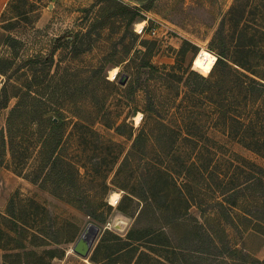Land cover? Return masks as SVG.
<instances>
[{"label":"rangeland","instance_id":"rangeland-1","mask_svg":"<svg viewBox=\"0 0 264 264\" xmlns=\"http://www.w3.org/2000/svg\"><path fill=\"white\" fill-rule=\"evenodd\" d=\"M119 4L138 11L133 21L129 22L130 14L113 15ZM2 12L0 88L9 81L8 91L20 96L0 109V129L6 128V117L16 103L35 109H22L13 117L15 160L9 148L2 153L0 140V264H13L14 252L24 254V248L7 250L13 244L4 234L14 225L10 219L29 227L25 249L42 240L48 242L45 248L64 249L61 258L41 253V259L51 264H95L89 256L105 228L121 236L131 228L137 233L147 231L140 234L138 253L143 250L149 255L139 264H161L159 260L264 264V154L258 147H248L257 146L255 139L264 142V107L258 112L251 108L252 87L237 85L229 68H239L232 60L243 58L262 78L246 73L264 82V0H10ZM137 22L148 30L155 28V35L138 32ZM65 34L69 39L76 35L75 40H57ZM237 44L250 45L249 51L241 55L235 51ZM201 48L230 65L215 61L209 73H202L193 65ZM146 61L157 68L154 76L141 66ZM114 66L117 76L110 79ZM187 69L210 77L212 98L225 104V113H201L194 116L198 121L188 125L201 135V151L191 150L192 144L172 131L164 140L159 138L166 131L162 123L178 126V113L173 110L186 89L183 70ZM123 73L127 80L121 85ZM57 110L66 122L60 155L88 171L83 169V178L76 180L64 165L63 176L56 172L42 186L30 178L45 168L36 149L47 130L44 117ZM76 120L80 122L73 126ZM123 120L118 133L114 123ZM253 122L257 123L255 134L243 127ZM130 127L134 133L140 127L149 128L153 140L145 150L130 155L119 170L133 141ZM160 147L167 152L158 151ZM91 162L98 164L91 168ZM170 176L179 189L172 186ZM166 178L170 181L163 184L160 180ZM158 191L160 196L145 205L141 196ZM113 192L118 193L115 204L110 202ZM67 198L82 207L73 206ZM102 200L113 205L105 223L95 218L101 216L98 202ZM118 220L124 222L123 230L113 227ZM90 222L100 230L89 256L82 257L72 246ZM129 258L125 253L100 255L98 264H123Z\"/></svg>","mask_w":264,"mask_h":264},{"label":"trees","instance_id":"trees-1","mask_svg":"<svg viewBox=\"0 0 264 264\" xmlns=\"http://www.w3.org/2000/svg\"><path fill=\"white\" fill-rule=\"evenodd\" d=\"M9 2L10 0L6 3L5 7L8 6ZM232 8L233 7H231V9L228 11L229 15H230ZM113 13H115L113 15L130 14L129 22H131L134 20L136 14H138V11L130 6L119 4V8H116V11H114ZM2 14L3 12L1 13L0 16H2ZM262 15H263V12H261V16ZM240 20L241 19H239L238 22H235L234 26H237L238 23H240ZM253 29H256L255 30L256 32L258 31V28L256 27ZM242 30L245 32L244 29ZM0 34L4 35L3 32H0ZM263 34L264 32L261 28V35ZM244 35H249V32L246 31ZM75 37L76 35L71 36V38L69 39V34H65L59 37L57 40L60 41L61 39H65L67 40V43H72L75 40ZM249 46L250 45L245 46L242 44H237L235 47L236 49L235 51L241 52V55H244L245 51H249L248 50ZM181 53H183V51H181ZM33 59L34 58H30V60H33ZM179 61L180 60L177 59V62ZM232 62L242 70H238L239 68H235L232 65L228 64L227 62H225V60L221 58V56L217 58L216 64L220 63L223 65L225 64L227 66L230 65L229 68H232V70H234L235 72V76L237 78V85L243 86V85L248 84L249 86L252 87L251 92L253 91L254 95L251 96V102L253 103L251 108L255 109L256 112H258L259 110H261L262 107H264V82L246 73V71H248L254 74L255 76H259L258 72H256V70H253L254 68L249 66L243 58H241L240 60H237L236 58H234ZM141 66L148 68L150 77L154 76V73H157L158 71L157 68L148 61L144 62ZM178 67H180L179 64H178ZM183 71H185L186 73L185 74L186 75L185 76L186 89L182 91L180 102L176 105L177 109L173 110V113H178V116H177L178 120H176L175 122L178 124V126L177 128H173L170 126V124L168 125V124H164L161 122L162 125L164 126V130L166 131L163 132V134L160 135L159 138L164 140L163 138L164 135L172 131L175 134L182 136L183 140H188L192 144V146H190L191 150L201 151L203 149V147L201 146V140H200L201 135L198 134V131H193L189 129L192 126L191 125L192 123L194 124L196 121H198L197 119H195L194 116L199 117L201 113L208 114V112H212L213 114L216 113V115L219 116L221 113L223 112L225 113L224 111L225 104H224V101L216 102V100L212 98V95L210 94V89H211L210 88L211 86L210 77L202 76L201 74L195 72L194 70L187 69ZM3 74L6 75V79L8 80L9 79L8 74H6V72H3ZM167 75H171V74L168 72ZM259 77L262 78V76H259ZM30 78H33L34 80L36 78V75L33 73V75H31ZM106 81L110 83L112 86H116L113 81H109V80H106ZM8 83L9 81H5L2 87L0 88V109L7 108L8 102L12 97L18 98L20 96L19 92H16V91L9 92L8 91V87H7ZM25 87H28V86H25ZM23 89L24 88H22V90ZM179 93H180V90L177 91L176 95H178ZM170 99H172V97H170ZM21 105L23 104L21 103ZM21 105L18 102L10 109L8 116L6 117V128L0 129V140L2 141V144H3L1 145L2 153L6 152L7 148H9V151L11 154V160L16 159V153H17V150L15 149V146H14V143L17 137L16 135L12 136L11 134L12 127L14 125L13 117L18 111H21L22 109H25L27 112L28 111L31 112L33 109H35L34 105H31V106H28V105L21 106ZM147 111L151 113L153 112L150 106L147 107ZM230 115L232 114L230 113ZM230 115L228 116L231 119H234L237 121V118L230 116ZM41 117L43 116L41 115ZM44 118H46L47 130L45 134L42 135L44 137L42 138V144L37 147L36 152L38 153L39 157L43 160L42 163L45 168L44 169L42 168V170L37 171L36 175L30 178V180L33 181L34 183H38L39 185L44 186L48 177L53 176L54 173L57 172L59 176H63L65 174L64 173L65 168H68V170L69 169L72 170L70 173L76 180H81L83 178V174H82L83 169L86 172L88 171L87 170L88 168L86 169L85 166L78 164L74 162L73 160H70L69 158H66L60 155L59 150H60V147L62 146V141L65 137V127H66V122L64 121L63 113L57 110L56 113L52 115H48ZM79 122H80L79 120H76V122L73 123V126H76ZM123 124H125V120L121 121L119 124H117L116 122L114 123L115 130L118 133H120L119 131ZM181 124L185 125V127H183ZM188 125H190V127H188ZM33 127H34V124H33ZM243 127L245 128V130H249L248 128H250V130H252L251 133L255 134L254 131H256L257 123L253 122L252 125L248 124L247 127L245 125ZM130 128H131V131L129 135L130 137L134 135L133 141H132L130 150L124 155L123 160L121 161L119 170L122 169V167L124 166L125 162L128 160V157L130 155H133L136 152L139 153L141 150H145V147L149 145L148 143L152 142L153 140V136L149 128L140 127L136 130L135 133H134V129L132 127ZM182 131H185V134ZM254 143L257 146L250 144L248 145V147L253 148L255 150L259 148L261 149V153L264 154V142H260L258 139H255ZM158 151H161V153L167 152L166 147H160ZM117 156L118 154L114 155V158H116V160L118 159ZM1 162L2 160L0 161V163ZM90 164H91V168H94V166L96 167V164L98 163L91 162ZM64 165H65V168H63ZM158 170H160L159 172H162L161 170L163 169L159 168ZM98 171L100 170L98 169ZM160 181H162L163 184H166L170 180L166 178ZM184 182L187 183L186 181ZM170 183H172V186L175 189L180 188L174 177H171ZM103 184L106 186L105 181H103ZM127 192L129 193L131 192V195H135L132 191H127ZM160 194H161L160 191H158L157 194L155 192H152L150 196H141V198H143V200L145 201V205H147V204H150V200H156V198L160 196ZM60 195L61 194H59L58 197L62 198L63 196L62 195L60 196ZM125 196L131 198V196H128L127 194H125ZM166 198H168V196H166ZM66 201L78 208L82 207L81 204L76 202L74 199L72 200L70 198H67ZM12 203H13V199L9 200L8 206L10 207ZM98 205L101 207V212H100L101 216L99 217L97 216L95 218L98 221L105 223L106 214H109L112 211L113 205L109 204L105 200L98 202ZM117 207L120 210L124 211V209L122 208L120 204H118ZM7 212H8V209H7ZM10 221H12L14 225L13 227H9L6 231H4V234L7 237H9L10 241H12L13 244H11L9 248H7V250L12 251V249L15 250V249L24 248V254H20L19 252H14L16 256V260L13 264H32V263L33 264H51L50 262H45L43 259H41L42 252L47 253L48 256L51 258H56V257L61 258L64 255L65 253L64 249L57 250V248L56 249L45 248V245L48 244L46 240H42V243L34 244L35 246L34 248L25 249L26 248V243H25L26 233H27V230H29V227L19 224L16 219H10ZM2 231L3 230H1V233H3ZM146 232H141V233H146ZM1 233H0V236H1ZM141 233H137L135 228H131L127 230L124 236H121L113 232L111 229L105 228L103 232V236L100 238V240L98 241L96 246L93 248L89 256L90 261L95 264H98L100 263V255H102L103 257L109 258V257H112L114 253H125V255L126 254L129 255L130 260H128L127 262H124L123 264H130L132 260L134 261L133 263L139 264V261L141 260L142 257H147V255H149L143 250H140V252L138 253L139 251L138 249L141 245L139 244V242L141 240V237H143L142 235H140ZM35 235L36 234H34V236ZM74 236L75 235H73L72 238ZM136 242H138V246L135 244ZM2 246L4 247V244H2ZM7 253L5 254V256L7 255ZM167 260H169V258ZM160 261L162 260L158 261L161 264H167V263H164V261L163 262H160ZM3 264H10V263L5 261V263Z\"/></svg>","mask_w":264,"mask_h":264},{"label":"water","instance_id":"water-1","mask_svg":"<svg viewBox=\"0 0 264 264\" xmlns=\"http://www.w3.org/2000/svg\"><path fill=\"white\" fill-rule=\"evenodd\" d=\"M126 80L127 74L123 73L119 79V83L123 85L125 84ZM124 225L125 224L123 221L118 220L115 222L113 227L117 230H123ZM99 230L100 227L97 224L92 222L88 223L73 244L72 251L82 257L89 256Z\"/></svg>","mask_w":264,"mask_h":264},{"label":"bare ground","instance_id":"bare-ground-1","mask_svg":"<svg viewBox=\"0 0 264 264\" xmlns=\"http://www.w3.org/2000/svg\"><path fill=\"white\" fill-rule=\"evenodd\" d=\"M142 26H143V22L136 23L137 30H140ZM215 60H216V56L214 54H212L205 48H201L199 52L193 58V65L194 67L200 69L202 73L207 74L211 71L215 63ZM117 72H118V67L117 66L112 67L109 70V78L115 79L117 76ZM136 119L137 120L141 119L140 112H138V114L136 115ZM117 201H118V193L117 192L111 193V196H110L111 204H115Z\"/></svg>","mask_w":264,"mask_h":264},{"label":"built area","instance_id":"built-area-1","mask_svg":"<svg viewBox=\"0 0 264 264\" xmlns=\"http://www.w3.org/2000/svg\"><path fill=\"white\" fill-rule=\"evenodd\" d=\"M138 32H140V33H145V32H149L151 35H155V33H156V29L155 28H151V29H147V27H145V26H142L141 28H140V30H138Z\"/></svg>","mask_w":264,"mask_h":264},{"label":"crops","instance_id":"crops-1","mask_svg":"<svg viewBox=\"0 0 264 264\" xmlns=\"http://www.w3.org/2000/svg\"><path fill=\"white\" fill-rule=\"evenodd\" d=\"M8 0H0V13L2 11V9L4 8V6L6 5Z\"/></svg>","mask_w":264,"mask_h":264}]
</instances>
